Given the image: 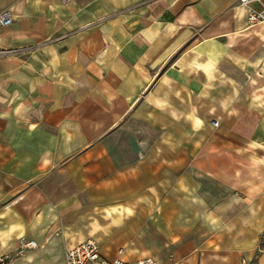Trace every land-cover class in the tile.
<instances>
[{
  "label": "crops",
  "instance_id": "crops-1",
  "mask_svg": "<svg viewBox=\"0 0 264 264\" xmlns=\"http://www.w3.org/2000/svg\"><path fill=\"white\" fill-rule=\"evenodd\" d=\"M4 10L0 259L92 239L106 261L264 264V20L239 0Z\"/></svg>",
  "mask_w": 264,
  "mask_h": 264
},
{
  "label": "built area",
  "instance_id": "built-area-1",
  "mask_svg": "<svg viewBox=\"0 0 264 264\" xmlns=\"http://www.w3.org/2000/svg\"><path fill=\"white\" fill-rule=\"evenodd\" d=\"M247 10V21L250 25L264 20V0H239ZM12 18L8 11L0 12V26H7L11 23ZM216 125V121H215ZM36 245L34 240L20 239L18 254L25 250L32 249ZM0 264H13V258L3 256ZM64 264H157L152 257H147L138 261H127L121 258L113 261H106L100 256L97 243L88 239L75 247L67 249L64 254Z\"/></svg>",
  "mask_w": 264,
  "mask_h": 264
}]
</instances>
